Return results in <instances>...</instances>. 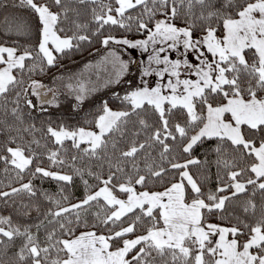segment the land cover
I'll return each instance as SVG.
<instances>
[{
	"label": "snow or ice",
	"instance_id": "6c2138e0",
	"mask_svg": "<svg viewBox=\"0 0 264 264\" xmlns=\"http://www.w3.org/2000/svg\"><path fill=\"white\" fill-rule=\"evenodd\" d=\"M8 6L0 264H264V0Z\"/></svg>",
	"mask_w": 264,
	"mask_h": 264
},
{
	"label": "trees",
	"instance_id": "16d2710c",
	"mask_svg": "<svg viewBox=\"0 0 264 264\" xmlns=\"http://www.w3.org/2000/svg\"><path fill=\"white\" fill-rule=\"evenodd\" d=\"M21 13H24L25 15H27V13L23 9H13L11 6H8L6 11L0 10V21L3 20L5 15H8V16L17 15L18 16ZM134 38H138V37H134ZM0 39H3L7 43H12V42L16 41V42H19L21 44H23L24 40H25L24 37L18 36L15 32H12V33L0 32ZM97 48H99V45H95L94 47H91L86 51H82L80 53H77V54L71 56L70 58H64L59 71L81 64L82 62H84L85 60H87L88 58H90L94 54H96ZM53 71H57V70L53 69ZM109 98H110V96H108L104 99H109ZM101 100H103V99L96 100V101H93L92 103L88 104L87 106H85V110L86 111L94 110V108L96 106H98V104ZM44 187L51 190V191L55 190L54 184H47L46 183L44 185ZM76 195L79 196V192H77Z\"/></svg>",
	"mask_w": 264,
	"mask_h": 264
},
{
	"label": "rangeland",
	"instance_id": "374dc122",
	"mask_svg": "<svg viewBox=\"0 0 264 264\" xmlns=\"http://www.w3.org/2000/svg\"><path fill=\"white\" fill-rule=\"evenodd\" d=\"M133 55H135L137 57H140V53L139 52H135V53H133ZM140 58H142V57H140ZM98 59H99V55L98 54H94L92 57L88 58L87 60H85L81 64L73 66V67L68 68V69L60 70V72H63L64 74H74V75H77V76L80 75L81 73H83L85 79H88L91 74L89 73V71L87 69H85L84 65L86 63H88L89 61L95 62ZM91 79L93 80V82H95L96 81V76L95 75H91ZM98 86L100 87V91H98V92L94 93L92 96H90L88 101L85 102V106H87L88 104L92 103L93 101L104 99V98H106L108 96H111V92H112L113 89H104L102 87V81H101V84L98 85ZM122 87L123 86L116 87L114 90L115 91H121ZM68 103H69V101H64L65 108H67Z\"/></svg>",
	"mask_w": 264,
	"mask_h": 264
}]
</instances>
